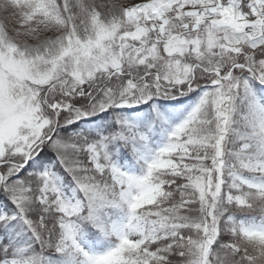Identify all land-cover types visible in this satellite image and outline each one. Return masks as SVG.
<instances>
[{
  "label": "snow or ice",
  "instance_id": "6c2138e0",
  "mask_svg": "<svg viewBox=\"0 0 264 264\" xmlns=\"http://www.w3.org/2000/svg\"><path fill=\"white\" fill-rule=\"evenodd\" d=\"M0 264H264V0H0Z\"/></svg>",
  "mask_w": 264,
  "mask_h": 264
}]
</instances>
